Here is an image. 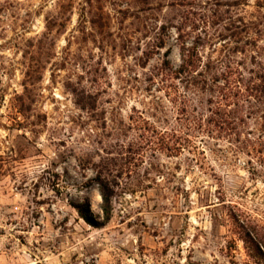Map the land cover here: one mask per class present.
<instances>
[{
	"label": "rangeland",
	"instance_id": "rangeland-1",
	"mask_svg": "<svg viewBox=\"0 0 264 264\" xmlns=\"http://www.w3.org/2000/svg\"><path fill=\"white\" fill-rule=\"evenodd\" d=\"M261 143L264 0H0V264H264Z\"/></svg>",
	"mask_w": 264,
	"mask_h": 264
},
{
	"label": "trees",
	"instance_id": "trees-1",
	"mask_svg": "<svg viewBox=\"0 0 264 264\" xmlns=\"http://www.w3.org/2000/svg\"><path fill=\"white\" fill-rule=\"evenodd\" d=\"M260 146L264 147V143H261ZM99 192L102 200L101 212H102V224L109 222L111 218V192L107 190V185L103 182L99 183ZM83 220L90 224L91 226L98 227L99 224L95 223L91 218L87 216H82ZM239 227L244 232V237H246L247 242L251 245V248L256 254L261 256L264 255V236L257 232L256 229H253L249 222H246L244 219L239 221ZM244 227V228H243Z\"/></svg>",
	"mask_w": 264,
	"mask_h": 264
}]
</instances>
